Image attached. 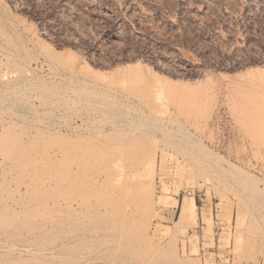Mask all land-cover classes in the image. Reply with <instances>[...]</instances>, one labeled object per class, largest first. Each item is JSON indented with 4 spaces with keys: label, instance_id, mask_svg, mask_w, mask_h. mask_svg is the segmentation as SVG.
Returning a JSON list of instances; mask_svg holds the SVG:
<instances>
[{
    "label": "rangeland",
    "instance_id": "1",
    "mask_svg": "<svg viewBox=\"0 0 264 264\" xmlns=\"http://www.w3.org/2000/svg\"><path fill=\"white\" fill-rule=\"evenodd\" d=\"M0 264H264V0H0Z\"/></svg>",
    "mask_w": 264,
    "mask_h": 264
},
{
    "label": "bare ground",
    "instance_id": "2",
    "mask_svg": "<svg viewBox=\"0 0 264 264\" xmlns=\"http://www.w3.org/2000/svg\"><path fill=\"white\" fill-rule=\"evenodd\" d=\"M195 207H196L195 204H193V206H192L191 209H194ZM189 209H190L189 207H185V208L183 209V212L186 213V212H188Z\"/></svg>",
    "mask_w": 264,
    "mask_h": 264
}]
</instances>
